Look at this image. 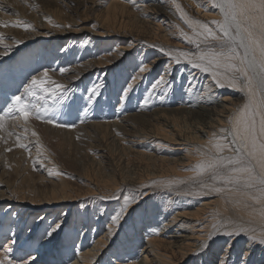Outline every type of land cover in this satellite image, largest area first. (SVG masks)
<instances>
[{
  "label": "rangeland",
  "instance_id": "obj_1",
  "mask_svg": "<svg viewBox=\"0 0 264 264\" xmlns=\"http://www.w3.org/2000/svg\"><path fill=\"white\" fill-rule=\"evenodd\" d=\"M108 1L109 0H103V1L100 0H12V1L0 0V25H6V26H0L2 27L0 31V36L4 37L3 39L5 43H3L4 44L3 47L5 45H8V54L0 55V83H1L0 112H2L7 107L5 101H8L10 103V98L13 95L23 94L24 86L29 83L31 78L33 76H38V75L42 77V74L45 71L48 72L50 77L53 76V79L52 77L51 79L56 83L59 84L61 83L62 85L65 84L64 85L65 92L70 98L69 101L66 102L63 106L57 104L56 110L48 114V116L45 118V119L52 118L54 120V123H47L44 120H38L35 119L34 117L30 118L28 121L25 122L24 119L20 117V114L15 110H13L5 117V120L3 122V127H0V183H1L0 196L11 195L10 191L12 189H15V190L23 191L24 201L29 200L30 198L29 195L31 192H33V195L35 196L36 199L37 198L43 199L44 197L43 194L45 190H50L52 186L56 184L57 174H52V175L49 174V170L54 169L59 173L58 176L61 179L69 181L71 186L70 184H68L67 188L69 189L71 194H77L74 196L73 199H67L65 201H59L56 203H52L53 205L52 204L49 205L52 209L58 208L59 210H61L62 208L63 212L65 211L64 213L61 214L62 216L60 215L63 221L62 227L66 229L68 228V226H70L71 223H73V221L78 222V219L74 220L73 216L80 215V217L86 218V220L84 221L82 220V222L80 221L78 222V224L80 223L81 226L80 228L89 225V229H91V227L94 226L92 221L94 222L96 220L99 221L98 225L95 228V234H97L98 232H101V234L105 232L107 228H105L106 224H104L103 222L107 221V218L112 217L115 214V212L119 210V208L123 205L125 198L129 200H132L134 198L135 202L129 205L128 210L123 215V218L120 219V221L118 222V225L114 230L115 232L112 231L113 233H111L112 235H110L109 238H108L109 235L107 236V243H106L107 245H105L104 249H112L115 246H117V244L119 245V248L123 249V245L133 246L135 245V241H137L140 245L139 249H141V251L142 249H146L147 251L146 253L149 255L148 257L150 258L149 260H151L150 264L151 263L158 264L160 260H156L157 256L154 255L155 253L154 251L151 250L152 248L148 244H145V241H143L145 236L144 231L148 227H150L149 225H153V223H157V222L158 224H161L163 222L167 223L171 218V216H173L176 213V210L193 213L196 212L195 209L197 210V207H200L198 208L199 211L197 210L199 212V214H197L198 216L193 214L190 215L186 213L188 215L184 214L185 217L182 218L178 217L182 219V221L184 222V224H186V226L188 225L187 227L191 228L194 232L197 231L196 232L197 235L200 233L202 234V235L200 234L199 236L201 237L200 239H197L195 240V242H193L194 245L191 247L192 250H189L187 253L189 257L186 259V261L183 260L181 264H210V263L220 264L221 261H225V260L227 261V264H232V262L233 264H238L240 260L242 261V256L243 258L246 256L251 257L250 255L251 252H254L253 254L255 255V258H257V264H259L260 260L262 259L261 256L263 255L261 254L262 249L264 250V247L261 246L262 245L261 243L259 242L251 243L247 240L246 236L233 235L229 237L226 234L222 235L221 233L223 231H219L220 230L219 223L220 221H223V219L222 218L220 219V217H216L214 219L215 221H213L211 225H205L209 220H212L213 218L208 216L209 215L208 209H206L207 213L205 212V210L201 209L200 204L202 202V198L203 200H206V198L207 199L211 197L214 198L215 196L214 188L207 189L205 185L208 184V182L209 184L212 183L211 175L209 174L208 176L200 180L186 179L185 177L191 176L192 172H194L193 169H190L191 166L193 165L178 164V162H180V159L177 160V158L183 156L182 153L183 151H179V154H177L173 151V148H176L179 145L174 144L172 142L168 143L166 141H162L158 139L152 141V137H147L150 134H154V129L156 127H161L163 125L164 127L169 128V126H166V124L168 123L167 122L164 123V121L155 119L154 116H151L152 110L150 108L148 109L144 108L141 109L142 111L139 110L136 112L135 111L131 112V110L128 109L129 111L126 110L124 113L120 115L117 113H116L117 115L115 114V111L117 109L120 110L121 104L124 105L125 109H127L128 107L130 108L129 105L131 102H134L135 100H140L143 94L145 92H148L147 95L149 94V97L155 99V101L149 103L152 109L153 107L165 111L169 109L165 113H167L168 115H175L178 121L177 124L179 127H181V129L184 127L183 130L184 129L186 130L188 126L187 125L188 122H189V127H193V125H191L193 121L192 119L189 118L187 114H184L185 116L184 117L182 113H177L175 111H172L173 107L175 110L182 105L185 106L186 103H187L186 105H189L192 99L194 98L193 96L196 97V94H198V89H201L200 92L203 91L200 85H194L193 88L191 87L189 88V86L191 85L190 84L191 79L189 78L190 73L188 72L186 73L185 68L187 64H185V61H182L181 60L182 58H180L179 56L180 54L179 52L183 50L182 47H186L185 46L186 40L184 41L181 37L183 35L182 32L184 31L183 29L184 25L182 21L180 22V18H178V16L177 17L174 15L170 16L164 13L159 14L156 18L152 15L148 18L150 20H153L154 23L156 20L157 22L160 21L159 24L162 25L161 28L165 26L163 30L167 29L168 32L169 31L171 32L168 33V35L169 34L170 35L166 37V39H168L166 41L158 40L157 38H154L155 31L152 30V27L155 24L153 23V21L150 20L147 21L144 20L143 23L138 22V28L134 30V33L124 31L117 27H116L117 30L114 27L106 28V26L104 25L103 16L105 15L104 6H106ZM118 1L122 3L128 2L127 0H124L125 2L123 0L122 1L118 0ZM178 2H180L179 6L183 10V12L186 13V18L189 20H199L207 24V22L204 20L205 17H207V19H210L209 18L210 15L215 14V12H217L216 9L215 10L209 9L208 15H205L204 17L202 16V14H200L202 16L200 17V15L198 16L197 13H199L201 9H198L196 12L197 8L192 6L189 0H178ZM185 4L187 6H185ZM149 13L150 11L147 12L146 14ZM179 14H181L180 11ZM162 17L164 20L161 19ZM55 18L56 19L58 18V20L56 21ZM153 18H155V20ZM44 20L50 21L48 22L49 27H45L42 25V22H44ZM124 20L125 22L130 23V20L125 17ZM51 21H53L54 23ZM149 21L153 24L149 23ZM18 22H23V23L17 27L11 26L13 23H18ZM83 27L87 28L85 33L81 31H77L75 33H68V34L64 33V31L78 30ZM55 28L56 29L60 28L62 30L59 31L58 29L56 30ZM47 29L52 31L55 30L60 33L62 32L63 34L59 36L54 35L49 31L47 32L46 31ZM148 30L151 32H149ZM95 32L96 35H94ZM138 32L139 34H137ZM46 34L47 35L50 34V35L47 36ZM86 37L87 39L89 38L97 41L98 44L97 46H101V48L103 49L100 48L99 54H96L94 58L88 57V60L86 59L81 60V62L75 64L74 62L75 55H71L72 52L71 50H69V47H73L77 43L87 42ZM72 38L74 39L70 40ZM105 41L108 43H105ZM130 41L134 42L133 43L134 45L132 46L133 48L122 51L121 56H118L119 54L116 55L114 53V50L112 49L114 46L113 43L118 42L119 45L121 44L120 46L123 45L125 46L129 44ZM187 42H190V40L187 39ZM203 43L204 42H201L200 48L207 49L208 45ZM211 43H215V42H211ZM103 46H105L106 48ZM4 48H1L0 52L5 51ZM165 49L167 51H165ZM102 50H104V52H102L101 54ZM138 50H140L141 52H139ZM189 53L195 55L197 54V50L195 51L189 50ZM52 54L54 56H52ZM135 54H138L140 61H143L145 62V64L147 63L150 65H148L147 68L145 67V71L140 72L139 74L140 76H137L134 79V83L130 85L128 81H130L131 78L133 76H136V73L139 72L136 69V67L138 66L136 63L137 57ZM52 57L55 61L52 59ZM103 58H106L103 63H99V64L94 62L88 63L89 61H95L97 59H103ZM176 59H179L180 62L176 63ZM106 60H108V62ZM167 61L168 63L170 61L169 65ZM165 64L170 68V71H164V67L166 66ZM181 68L182 71H180ZM61 69H63L66 72H62ZM191 70L193 71V69ZM196 71L197 70H195L193 73L195 74ZM162 72H165V74ZM161 75L162 77H164L165 75L166 78H164V83L157 85L156 78ZM205 75L206 73H204L202 76L205 77ZM96 77L99 79L98 84L101 92H103L105 94L104 96L109 100L110 107L108 109H111V111L107 110L109 114L107 113L102 114L101 111H97L96 107L90 104L91 102L90 103L88 102L89 105L87 104L88 107L86 106L85 108L79 102V100L78 102L75 100L76 97H74V90H78L79 88H82L80 94H83L81 96H84L85 95L84 87H83L85 84L84 81H86L89 78H96ZM118 77L120 80L118 79ZM126 84L127 85L129 84V86L131 87L127 90L129 92L126 91L129 94L123 97L122 90L126 87ZM68 86L71 87L69 88ZM224 88H220V90L217 88L215 89V92L217 93L220 92L218 93L219 95L227 93L229 96L234 97L235 99L237 98V96L233 95L232 91L226 90ZM25 98L31 99L30 97H25ZM240 99L241 98H239V100ZM51 104L52 101L49 100V105ZM83 108L87 110L85 111V109ZM103 111L104 110H102V112ZM138 112L139 113L142 112V114L146 112L147 114H145V116L143 117L131 118V115ZM86 116L87 117L89 116V118H87ZM120 117H122L123 119H121ZM184 119L185 120L188 119L189 121L188 120L185 121ZM31 120L32 122L30 123ZM113 120L114 121L118 120L119 125H121L119 127L120 130L119 131L116 130V133L118 134L120 133L119 135H121L122 137V144L126 146H130L133 144V142L130 140H134V139L135 140L137 139V141L142 139L141 141H144L143 144H139L137 146L134 145L135 147L131 148V151L133 153V154L129 153L131 156L126 153H121L118 150H114V149H118L121 146L118 142V137L116 133L111 128L109 130H105V132H102L99 128L98 129L94 127L92 128L90 125L91 122L108 123L111 121L113 122ZM183 120L187 123L185 124ZM205 121H207V118L203 122ZM156 122H157V126H155ZM127 127H128V131H125L127 130ZM36 128L38 130H36ZM122 128L124 129L125 132L128 133L123 132ZM82 129L86 130L85 131L86 133H82L84 132V130ZM147 131L148 132L151 131V132L148 133ZM33 133H36V135H33ZM79 134H82V136ZM83 134L84 135L86 134L85 135L86 137H83L84 136ZM96 135L99 137H97ZM95 138H99L100 140ZM127 138H130V140ZM124 139H126V141ZM113 143L115 144L113 145ZM20 144L25 145V147H20L19 146ZM153 144L155 145L160 144V145L156 147ZM139 148L141 151H143L144 155L142 154L140 156L139 154H135L137 153L135 152V150H138ZM99 150L100 152H98ZM195 152L199 153L200 151L196 149ZM155 154L157 157L155 156ZM151 155L154 156L153 159H149L147 157ZM172 155L173 157L171 158ZM135 156L138 157L136 158ZM92 158H94V160ZM173 158H176L175 165L176 168L179 169L178 173H173L171 170L170 164ZM34 162H35V167H34ZM86 176H89L90 178L89 179L90 188L92 189L90 193L84 185ZM93 180L95 182L106 180L108 185L105 186V184L102 183L105 186L102 187L101 185H96ZM141 180L144 181H142V184L140 185L138 184V182H140ZM202 185H204L205 187H203ZM220 185H219L220 187H224L223 184ZM97 186H101L103 189L100 188L95 189ZM9 200L10 201L15 200L14 196ZM9 200H4V202L3 201L0 202V211H3V213H5L4 215H6V218L3 221L5 223L2 222V224L0 225V233H1L0 244H4V245L9 243V239H10V234L8 230H6V226L12 225L13 219L11 218L13 215L15 216L17 215V213L15 214V211L17 210H15L14 207L18 206V204L16 203L10 204ZM224 200L227 201L226 197L224 198ZM6 206H10L13 209H8L6 211L5 210ZM23 206L25 207V209L29 208V206L30 208L33 207L34 209H32V211H35L36 213H42L44 212V209L48 208L47 204L39 205V206L34 204L31 206L30 204L26 203L23 204L22 207ZM227 208H228L227 217L229 216L227 220L229 222L227 220H225V222L226 224L228 222L230 228L232 224L234 225V223L235 225L237 224L239 225L240 223L242 224L243 221L245 222L248 221V218H244L240 213H235L236 211L234 210L235 209L234 204L230 205L227 202ZM238 214L240 216H238ZM37 215L39 214H34L33 217ZM231 218H233V222ZM186 220H189V222ZM143 223L145 224V226ZM214 224L217 225L216 229L213 228ZM175 225L171 227L173 230L176 229ZM29 229L24 230L22 228V232L16 238L17 243L13 247L15 248L23 247L29 250V252H31L29 254L31 255L35 253L34 248L36 247V244L42 241L41 240L38 241L37 239H35L36 244L32 242V246H28L26 244L27 242L24 241V237H26V234L29 231ZM42 229L46 231V227H43ZM135 229L137 230L135 231ZM38 230H40V228L38 229L35 228V230L33 231V236L35 233L36 235L38 234ZM132 230H134L135 232ZM160 232L161 231L158 232L155 231V233L157 234H160ZM121 234L122 236H120ZM209 234H211V238H209ZM42 237L45 238V233L41 234V238ZM203 237H205L206 239L205 238L203 239ZM129 239L132 240L130 241ZM29 240H31V238ZM21 244L22 245L25 244V246L27 247L22 246ZM141 245L144 246L141 247ZM228 245L230 246L227 248ZM177 246L178 245L171 244L170 247H166L167 250L166 255L170 257L171 261L174 258L180 261L182 259L181 256H183V251L182 249L180 250V248H178ZM235 248L237 249L234 251ZM137 252H135L136 255ZM29 254L25 255L24 258H28ZM69 255L74 257V252H72L71 250ZM247 260L248 258L246 259V261ZM34 263L49 264L48 260H45L43 257L38 258V260L34 261ZM141 264H145V263H141Z\"/></svg>",
  "mask_w": 264,
  "mask_h": 264
},
{
  "label": "bare ground",
  "instance_id": "obj_2",
  "mask_svg": "<svg viewBox=\"0 0 264 264\" xmlns=\"http://www.w3.org/2000/svg\"><path fill=\"white\" fill-rule=\"evenodd\" d=\"M12 1V0H11ZM103 1V0H100ZM122 1V0H121ZM124 1V0H123ZM128 2L122 3L119 2L118 0H109L106 4V6H104V11H105V15L103 16V20H104V25L106 26V28H115L117 30V28H120L124 31L130 32V33H134V30L136 28H138V22H142L144 20H150L148 19L151 15L154 16L155 18L159 15V14H167L170 16H178V18H180V22L182 21L183 23V33L187 34V37L191 38V42H187V39L185 37V35H182V39L185 41L186 40V47H182V51H180L179 53H187V56H180V58H182V61H185L186 65V73H190L189 78L191 79V85L189 86V88H193L194 85H200V87H202L203 91L200 92L201 89H198V94H196V97L193 96L194 98L192 99V101L190 102L189 105L185 106H180L179 108L172 111H175L177 113H182L183 116L184 114H187L189 116L190 119H192L193 123L191 125H193V127H189V122H188V126L187 129L183 130V128L181 129V127L178 126L177 124V119L175 117V115H168L167 111L165 110H160L156 107H153V109L151 108V105L149 104L152 101H155V99H152V97H149V94L147 95L148 92H145L142 96V98H140V100H135L134 102L130 103V108L128 107L127 109L124 108V105L121 104L120 105V110L117 109L115 111V114H122L124 113L126 110L129 111L128 109L131 110V112L133 111H139L141 109H148L150 108L152 110L151 112V116H154L155 119H159L161 121H164V123H168L166 124V126H169V128L164 127L163 125L161 127H156L154 129V134H150L147 137H152V141H155L156 139L158 140H162V141H166L168 143H174L179 145L176 148H173V151L177 154H179V151H183V156H181L180 158H177V160L180 159V162H178V164H183V165H193L191 166L190 169L194 170V166L197 165L199 162L201 161H206L209 160L211 155H215L216 154V150L212 147V145L209 143V141L212 139L213 133L217 134V137L224 135V133L220 132V129H230L231 128V124L229 123L230 118H234L237 114V111L240 107L243 106V104L246 102L247 99V95L245 91H242L240 87H230L227 83V80L224 79L222 80V83L224 84L223 87L217 86L213 76H212V72H203L201 71L199 68H195L192 66V62H199L198 61V57L201 53L206 52L208 50L205 48H200L201 46V42L204 41V37L203 36H198L196 35V33L193 31V28H190L185 22L184 19L181 18V14H179V10L177 9V5H179L180 2H178V0H175V3H173V0H127ZM192 4V6H194L196 9V12L198 9H201V11L198 14V16L200 14H202V16L205 17V15H208V10L212 9V10H217V12H215V14H211L210 15V19H207V17H205V21L207 22L209 28H211L213 31L217 32V34H219L218 32V28L217 25L213 24L212 21H221L223 19L222 14L220 13V10L213 6L212 4V0H189ZM4 2V1H2ZM10 2V1H8ZM31 2V1H30ZM150 2V3H149ZM185 2V1H184ZM207 2V3H206ZM209 2V3H208ZM26 3V2H25ZM149 3V4H148ZM20 4V3H18ZM28 5V4H26ZM34 5V4H33ZM2 6V5H1ZM185 6H187L185 4ZM189 6V4H188ZM19 7V6H18ZM31 8V7H30ZM189 8V7H188ZM2 9V8H1ZM8 9V8H6ZM151 9V10H150ZM191 10V8H190ZM149 14H146L147 12H149ZM32 12V11H31ZM43 12V11H42ZM45 12V11H44ZM28 15V14H27ZM47 15V13H46ZM54 15V14H53ZM11 16V15H10ZM56 16V15H55ZM200 15V17H202ZM19 17V16H18ZM124 17L130 20V23L125 22ZM132 17V19H131ZM155 18H153L155 20ZM22 19V18H19ZM53 19V18H51ZM56 19V18H55ZM163 19V17L161 18ZM5 20V19H4ZM58 20V18L56 19V21ZM164 20V19H163ZM12 21V20H11ZM18 21V20H17ZM55 21V20H54ZM128 21V20H127ZM153 21V20H150ZM149 21V23H151ZM24 22V21H23ZM48 22H50L49 20H44V22H42V25L45 27H49ZM53 22V21H51ZM164 22V21H163ZM162 22V23H163ZM28 23V22H27ZM54 23V22H53ZM61 23V22H60ZM145 23V22H144ZM154 23V21H153ZM151 23V24H153ZM158 23V24H157ZM159 22H157V20L155 21V25H153L152 30H154V38H157L158 40H168L166 39L168 35V30H163L162 25L159 24ZM9 24V23H8ZM16 24V23H13ZM32 24V23H31ZM56 24V23H55ZM145 25V24H144ZM149 25V24H148ZM140 26V25H139ZM146 26V25H145ZM144 26V27H145ZM51 27V26H50ZM56 27V26H55ZM59 27V26H58ZM117 27V28H116ZM169 27V26H168ZM173 27V26H172ZM52 28V27H51ZM149 28V27H148ZM176 28V27H175ZM2 27H0V31H1ZM56 29V28H55ZM58 29V28H57ZM56 29V30H57ZM97 29V28H96ZM147 29V28H146ZM150 29V28H149ZM59 31H61L62 29H58ZM87 30L86 27L80 28L78 30H68V31H64V33L68 34V33H75L77 31H81L83 33H85V31ZM101 30V29H100ZM142 30V29H141ZM170 30V28H169ZM43 31V30H42ZM47 32H51L54 35H61L63 34L62 32H57V31H52L47 29ZM93 31V30H92ZM99 31V30H97ZM96 31V32H97ZM147 31V30H144ZM149 31V30H148ZM172 31V30H171ZM197 31H201L198 27H197ZM91 32V31H90ZM96 32L94 33V35H96ZM101 32V31H100ZM151 32V31H149ZM102 33V32H101ZM108 33V32H107ZM121 33V32H120ZM171 33V32H170ZM93 34V32H92ZM109 34V33H108ZM139 34V32L137 33ZM145 34V33H144ZM151 34V33H150ZM177 34V33H176ZM47 35V34H46ZM50 35V34H49ZM47 35V36H49ZM89 36V35H88ZM135 36V35H134ZM172 36V35H171ZM3 37V36H0ZM90 37V36H89ZM118 37V36H117ZM137 37V36H136ZM145 37V36H144ZM179 37V36H178ZM4 38V37H3ZM146 38V37H145ZM149 38V37H148ZM153 38V40H154ZM14 39V38H13ZM18 39V38H17ZM74 38L70 39L73 40ZM87 39V37H86ZM125 39V38H124ZM151 39V38H150ZM62 40V39H61ZM121 40V38H120ZM189 40V39H188ZM54 41V40H53ZM59 42V41H58ZM61 42V41H60ZM178 42V41H177ZM3 40H0V51L1 48L3 47ZM105 43H108L105 41ZM133 41H130L129 44L127 45H123L120 46L118 42L113 43V50L114 53L118 56H121L122 51L124 50H129L130 48H133L132 46ZM102 44V43H101ZM141 44V43H140ZM181 44V43H180ZM197 44H199L200 46L197 47ZM204 44V43H203ZM97 41L93 40V39H87V42L84 43H77L75 46L73 47H69V50H71L72 54L71 55H75L74 58V62L75 64L78 62H81V60H88V57L90 58H94L96 54H99L100 52V48L101 46H97ZM105 45V44H104ZM2 46V47H1ZM8 46V45H7ZM62 46V45H61ZM105 47V46H103ZM54 48V46H53ZM52 48V49H53ZM64 48V47H63ZM106 48V47H105ZM5 49V48H4ZM103 49V48H101ZM185 50V51H184ZM189 50L191 51H195L197 50V54H190ZM219 50V49H217ZM139 52H141L140 50H138ZM165 51H167L165 49ZM4 52V51H3ZM104 52V50L101 51ZM112 52V51H111ZM110 52V54H111ZM242 52V50H241ZM89 53V54H87ZM113 53V54H114ZM192 53V52H191ZM195 53V52H194ZM86 54V55H85ZM100 54V55H101ZM143 54V53H142ZM99 55V56H100ZM137 57L136 63L137 66L136 69L137 72L136 76H133L131 78L129 82V84H133L134 83V79L137 76H140V68L141 66H144L147 68L148 65L150 64H145V62L140 61L138 54H135ZM52 56H54L52 54ZM104 56V54H103ZM165 56V55H164ZM50 57V56H49ZM62 57V56H61ZM117 57V56H116ZM65 58V57H64ZM53 59V57H52ZM106 58L103 59H97L95 61H89L90 62H94V63H103L104 60ZM108 59V58H107ZM135 59V58H134ZM157 59V58H156ZM54 60V59H53ZM58 60V59H57ZM56 60V61H57ZM55 61V60H54ZM60 61V60H59ZM108 62V60H106ZM149 61V60H148ZM154 62V61H153ZM168 63V61H167ZM170 63V61H169ZM168 63V65H169ZM238 63V62H237ZM157 64V63H156ZM59 65V64H58ZM74 65V64H73ZM84 65V64H83ZM82 65V66H83ZM86 65V64H85ZM93 65V64H92ZM166 65V64H165ZM91 66V65H89ZM136 66V65H135ZM53 67V66H52ZM95 67V66H94ZM80 68V67H78ZM87 68V67H86ZM134 68V67H133ZM73 69V68H72ZM90 69V68H89ZM135 69V68H134ZM193 69V71L191 70ZM75 70V69H74ZM195 70H197L195 72V74L193 73ZM164 71H170V68L166 65L164 67ZM180 71H182V68L180 69ZM220 72H222L225 76H230L231 73L227 72L225 69H219ZM66 72V71H63ZM54 73V72H53ZM165 74V72H162ZM179 73V72H178ZM206 73L205 77H203L202 75ZM60 74V73H59ZM63 74V73H62ZM61 74V75H62ZM171 74V73H170ZM60 75V77H61ZM132 75V74H131ZM134 75V74H133ZM39 76V75H38ZM67 76V75H66ZM106 76V75H105ZM120 76V75H119ZM53 79V76H51ZM59 77V76H58ZM64 77V76H63ZM128 77V76H127ZM131 77V76H130ZM161 76H158L156 79L158 80ZM192 77V78H191ZM76 78V77H75ZM163 78H166L165 75ZM188 78V79H189ZM112 79V78H111ZM119 79V77H118ZM76 80V79H75ZM120 80V79H119ZM118 80V81H119ZM69 81V80H68ZM63 82V81H62ZM67 82V81H66ZM65 82V83H66ZM106 82V81H105ZM190 82V81H189ZM68 83V82H67ZM84 92L85 95L81 96L83 94H80L82 88H79L78 90H74V97H76V101L79 102L86 108L87 104H88V99L87 97L90 95L89 89H91L93 86L95 85H99V79L96 78H89L86 81H84ZM109 83V82H108ZM1 84V83H0ZM61 84V83H60ZM129 84H126V87L122 90V95L123 97L125 95H128L129 91H125V89H129ZM65 85V84H64ZM69 85V84H68ZM73 85V83H72ZM118 85V84H117ZM189 85V84H188ZM77 86V85H76ZM102 86V85H101ZM69 88L71 86H68ZM107 87V86H106ZM121 87V86H120ZM165 87V86H164ZM225 87V88H224ZM196 88V87H195ZM219 89L220 88H224L226 90H230L233 92L234 96H237V98L235 99L234 97L229 96L227 93L219 95L218 93L220 92H215V89ZM163 89V88H162ZM141 90V89H140ZM195 90V89H194ZM73 91V90H72ZM186 91V90H185ZM224 91V90H223ZM100 92V93H99ZM161 92V91H160ZM195 92V91H194ZM229 92V91H228ZM131 93V92H130ZM138 93V92H137ZM132 94V93H131ZM191 94V93H190ZM105 94L103 92H101L100 88L98 89V94L94 95L92 97L91 103L94 107H96L97 111H101L102 114H109L108 111H111V109H108L110 107L109 104V100L108 98H106L104 96ZM73 96V95H72ZM109 96V95H108ZM139 96V95H138ZM184 96V95H182ZM69 97V96H68ZM128 97V96H127ZM140 97V96H139ZM192 97V96H191ZM122 98V97H121ZM129 98V97H128ZM133 98V97H130ZM239 98H241L239 100ZM72 99V98H71ZM120 99V98H119ZM123 99V98H122ZM135 99V96H134ZM126 100V99H125ZM80 104V105H81ZM179 104V103H178ZM184 104V103H183ZM89 105V104H88ZM150 105V106H148ZM180 105V104H179ZM92 106V107H93ZM118 106V105H117ZM176 106V105H175ZM88 107V106H87ZM123 107V108H122ZM83 108V109H85ZM149 109V110H150ZM172 109V107H171ZM67 110V108H66ZM102 110H104L102 112ZM84 111V110H82ZM86 111V110H85ZM94 111V110H93ZM142 111V110H141ZM145 111V110H144ZM92 112V111H91ZM130 112V113H131ZM150 112V111H149ZM212 112V113H211ZM100 113V112H98ZM112 113V112H111ZM170 113V112H169ZM174 113V112H173ZM50 114V113H49ZM88 114V113H87ZM116 114V115H117ZM145 114H147L146 112L142 114V112H138V113H134L133 115H131V118L133 117H143L145 116ZM175 114V113H174ZM181 115V114H180ZM111 116V115H110ZM123 116V115H122ZM87 117V116H86ZM109 117V116H106ZM119 117V116H118ZM148 117V116H147ZM185 117V116H184ZM89 118V116L87 117ZM115 118V117H114ZM121 119H123L122 117H120ZM146 118V117H145ZM207 118V121L203 122L205 119ZM259 116L256 117L257 120V128H259ZM112 120V119H111ZM180 120V119H179ZM185 120V119H184ZM183 120V121H184ZM188 120V119H187ZM185 120V121H187ZM159 121V122H161ZM184 121V122H185ZM189 121V120H188ZM26 122V121H25ZM32 122V120L30 121V123ZM112 122V121H111ZM106 122V123H96V122H91V127L96 128V129H100L102 132H105V130H109L110 128L116 133V130H120V126L119 125V121L118 120H113V122ZM154 122V121H153ZM180 122V121H179ZM28 123V122H27ZM39 123V122H38ZM121 123V122H120ZM125 123V122H124ZM152 123V122H151ZM155 123V122H154ZM153 123V125H154ZM187 122H185L186 124ZM40 124V123H39ZM127 124V123H126ZM131 124V123H130ZM33 125V124H32ZM31 125V126H32ZM44 125V124H43ZM50 125V124H49ZM89 125V124H88ZM125 125V124H124ZM181 125V124H180ZM112 126V127H111ZM126 126V125H125ZM144 126V125H143ZM157 126V122L156 125ZM184 126V125H182ZM33 127V126H32ZM42 127V126H41ZM40 127V128H41ZM44 127V126H43ZM131 127V126H129ZM77 128V127H76ZM83 128V126H82ZM137 128V127H136ZM140 128V126H139ZM152 128V127H150ZM186 128V127H185ZM78 129V128H77ZM81 129V128H80ZM123 129V128H122ZM143 129V128H142ZM36 130H38L36 128ZM84 130V129H82ZM146 130V129H145ZM148 130V129H147ZM150 130V129H149ZM86 130H84V132L82 133H86ZM92 131V130H91ZM90 131V132H91ZM128 131V127L127 130ZM123 129V132H125ZM130 131V129H129ZM138 131V130H137ZM39 132V131H38ZM122 132V135H123ZM132 132V131H131ZM148 132V131H147ZM151 132V131H149ZM148 132V133H149ZM74 133V132H73ZM77 133V131H76ZM80 133V132H79ZM109 133V132H108ZM114 133V134H115ZM128 133V132H125ZM48 134V132H47ZM72 134V133H71ZM112 134V133H111ZM120 134V133H119ZM118 133H116L117 137H118V142L120 144L121 147H119L118 149H114V150H118L121 153H126L128 155H130L129 153L133 154L131 151V148L135 147L134 145H139V144H143L144 141L138 140H130L133 142L132 145L130 146H126L124 144H122V137L121 135H119ZM144 134V133H143ZM42 135V134H41ZM74 135V134H73ZM82 136V134H79ZM84 135V134H83ZM86 135V134H85ZM83 137H86V136ZM128 135V134H126ZM125 135V136H126ZM139 135V134H138ZM76 136V135H75ZM97 136V135H96ZM107 136V135H106ZM130 136V135H129ZM128 136V137H129ZM46 137V136H44ZM99 137V136H97ZM110 137V136H109ZM127 137V136H126ZM133 137V135H132ZM11 138V137H10ZM107 138V137H106ZM135 138V137H134ZM140 138V137H139ZM146 138V137H145ZM77 139V138H76ZM83 139V138H82ZM81 139V140H82ZM85 139V138H84ZM89 139V138H88ZM92 139V138H91ZM90 139V140H91ZM95 139H99V138H95ZM114 139V138H113ZM116 139V138H115ZM151 139V138H150ZM231 139V137L229 136V140ZM9 140V139H8ZM75 140V139H74ZM100 140V139H99ZM106 140V139H105ZM126 141V139H124ZM11 141V140H10ZM70 141V139H69ZM77 141V140H76ZM84 141V140H83ZM102 141V140H101ZM128 141V140H127ZM161 142V141H160ZM71 143V142H70ZM80 143V141H79ZM83 143V142H82ZM130 143V142H129ZM150 143V142H148ZM221 143H225V141H221ZM72 144V143H71ZM87 144V143H86ZM106 144V143H105ZM115 143H113L114 145ZM165 144V143H164ZM110 145V143H109ZM112 145V143H111ZM155 145V144H153ZM160 144H156L155 146L157 147ZM162 145V144H161ZM172 145V144H171ZM183 145V146H182ZM84 146V144H83ZM108 146V145H107ZM182 146V147H180ZM198 148H197V147ZM141 148V147H140ZM140 148L138 150H135V154H139L140 156L143 154V151L140 150ZM76 149V148H75ZM79 149V148H78ZM105 149V147H104ZM146 149V148H145ZM154 149V148H153ZM198 149L200 152L197 153L195 152V150ZM98 150V149H97ZM111 150V149H110ZM150 150V148H149ZM156 150V149H155ZM146 151V150H145ZM168 151V150H167ZM100 152V150L98 151ZM114 152V151H113ZM159 152V150H158ZM147 153V152H146ZM150 153V152H148ZM45 154V153H44ZM97 154V153H96ZM99 154V153H98ZM171 154V153H170ZM234 153L232 152H228L227 150H225V152L223 153V155H233ZM144 155V154H143ZM149 155V154H148ZM160 155V154H159ZM162 155V154H161ZM181 155V154H180ZM100 156V155H99ZM112 156V155H111ZM115 156V155H114ZM131 156V155H130ZM156 156V154H155ZM164 156V155H163ZM41 157V156H38ZM80 157V156H79ZM93 157V156H92ZM95 157V156H94ZM98 157V156H97ZM101 157V156H100ZM103 157V156H102ZM136 158L138 156H135ZM149 159H153L154 156H147ZM157 157V156H156ZM160 157V156H159ZM173 157V155L171 156V158ZM177 157V156H174ZM122 158V157H121ZM125 158V157H124ZM143 158V157H142ZM162 158V156H161ZM94 160V158H92ZM102 159V158H101ZM127 159V158H126ZM82 160V159H81ZM100 160V159H99ZM171 160V159H170ZM175 160L176 158H173L170 166H171V170L173 173H178L179 169L176 168L175 165ZM190 162V163H189ZM103 164V163H102ZM105 164V163H104ZM149 164V163H148ZM169 165V164H168ZM52 166V165H51ZM134 166V165H133ZM151 166V165H150ZM158 166V165H157ZM135 167V166H134ZM179 167V166H178ZM183 167V166H182ZM155 168V166H154ZM151 169V167H150ZM149 169V170H150ZM54 174L58 173L56 170L52 169ZM257 172H259V168L256 169ZM130 171V170H129ZM161 171V170H160ZM137 172V171H136ZM157 172V171H156ZM191 172V171H190ZM189 173V172H188ZM87 174V173H86ZM157 174V173H156ZM155 174V175H156ZM211 175V173H204L202 175H197V172L194 170V172H192L191 176L185 177L188 180H200L205 178L208 175ZM154 175V176H155ZM124 176V175H123ZM132 176V174H131ZM134 176V175H133ZM137 176V175H136ZM187 176V175H186ZM114 177V176H113ZM121 178V177H120ZM136 178V177H135ZM141 178V177H140ZM89 176H86V179L84 181V185L86 187V189L89 191V193L91 192V188H90V181H89ZM128 179V178H127ZM131 179V178H129ZM133 179V178H132ZM145 179V178H144ZM208 180V179H207ZM210 180V179H209ZM94 181V180H93ZM141 180L140 182H138V184H142ZM212 183L209 184H205L206 188H217L220 187V184H223L222 182H218V181H214L213 179H211ZM95 182V181H94ZM204 182V181H203ZM105 184V186L108 185V183L106 182V180L103 181H96L95 184L96 185H101L102 187H105L103 184ZM1 184V183H0ZM69 181L67 180H63L61 179L58 175H57V181L56 184L52 186V188L50 190H45L44 194H43V199L41 198H35V196L33 195V192L30 193L29 195V200L28 201H24L23 200V191L21 190H15L12 189L11 195L5 196L2 195L0 196V202H4V200H9L11 199L13 196L15 198V200L10 201V204L16 203L18 204V206L14 207L15 210V214L17 213V215H13L11 219H13V224L10 226H6V230H8L9 234H10V238L12 233H15V239L20 235V233L22 232V228L24 230L29 229V231L26 234V237H24V241H26L28 246H32V242L36 244L35 239H37L38 241L41 240L42 242L36 244V247L34 248V252L33 254H31V257H34V260L30 261V264H35L34 261L38 260V258L43 257L45 260H48L49 264H141V263H145V264H150L151 260H149L150 258L148 257L149 255L146 253V249H139L140 245L137 241H135V245L130 246V245H123V249L119 248V245L117 244V246H115L112 249H104L105 245H107V236L108 238L110 237V235H112L111 233H113L112 231H114L118 225V223H113L110 218H107V221L103 222L104 224H106L105 228H107L105 230V232H103L101 234V232H98L97 234H95V228L98 225L99 221L96 220L95 222H93V227H91V229H89V225H86V227L84 226L83 228H80V223L78 224V222H82V220H86L85 217H80L79 216H73L74 220L78 219V222H74L70 224V226H68V228H64L62 227L60 230H58L56 233L53 234L52 237H47L45 234V238L42 237L41 238V234L42 233H46V231L49 228V225H53L56 222H60L62 221L60 215L63 212L62 208L61 210H59L58 208L52 209L49 205L52 203H56L59 201H65L67 199H73L75 195L77 194H71V192L69 191L68 187ZM116 184V183H115ZM204 184V183H203ZM220 185V186H219ZM224 185V184H223ZM47 186V185H46ZM71 186V184H70ZM101 186H97L95 189L100 188L103 189ZM203 187H205L204 185H202ZM220 188H225L224 191L221 192H217L215 191L214 193V198H209L206 200H203L202 198V202L200 204L201 209L205 210L208 209V213L210 217H212V220H209L205 225H211V223L213 221H215L214 219L216 217H220V219L222 218L223 221H220L219 225H220V230L219 231H223L221 234H225V232L227 231H231L233 227L235 226H243L245 229H247V231L241 232L240 235H235V236H246L247 240L249 242H259L260 238H264V217L261 216V209L264 208V201H262L261 203H256L253 200H251L250 198H248L245 195H242L240 192H236V191H228L227 190V186L224 185V187H220ZM206 190V189H205ZM211 190V189H210ZM81 193V192H80ZM82 194V193H81ZM210 194V193H209ZM255 194V193H254ZM84 195V194H83ZM25 196V195H24ZM226 197L227 201L224 200V198ZM36 199V200H35ZM80 199V198H79ZM189 199V198H188ZM199 199V198H198ZM43 201V202H40ZM184 201V200H183ZM193 201V200H192ZM30 204L31 206L36 204V205H48L47 209H44V212L42 213H36L35 211H32V209H34L33 207L27 208L25 209V207L22 205L26 204V203ZM227 202L230 205L235 206V213H240L244 218H248V221L245 222L243 221V223L241 224H237L234 225L232 224L231 228L229 227L228 224V220L227 218ZM183 203V202H182ZM178 204V203H177ZM187 204V203H186ZM53 205V204H52ZM176 205V204H175ZM180 205V204H179ZM183 205V204H182ZM181 206V205H180ZM187 206V205H186ZM4 207V206H3ZM63 207V205H62ZM233 207V206H232ZM60 208V207H59ZM186 208V207H185ZM196 208V207H195ZM200 207H197V210L199 211ZM231 208V207H230ZM8 209H13L10 206H6L5 210L7 211ZM41 209V208H40ZM42 210V209H41ZM157 210V209H156ZM175 210V209H174ZM195 209L196 212L193 213H188V212H183V211H177L176 213L171 216V218L169 219V221L167 223H161L158 224L157 223H153V225H149L150 227H148L145 231H144V240L145 244H148L152 249V251H154V255L157 256L156 260H160L159 263L161 264H181L183 262V260L186 261V259L189 257L188 256V251L192 250L191 247L194 245L193 242H195V240L200 239L201 237L200 234H196V232H194L191 228L187 227L186 224H184V222L182 221V217H185L184 214L188 213V214H193V215H197L199 214V212ZM153 211V210H152ZM155 211V210H154ZM185 211V210H184ZM188 211V210H186ZM201 211V210H200ZM233 211V208H232ZM32 212V213H29ZM41 212V211H40ZM46 212V213H45ZM160 212V211H159ZM175 212V211H173ZM172 212V213H173ZM230 212V211H229ZM7 213V212H6ZM14 213V212H12ZM45 213V214H43ZM78 213V212H77ZM204 213V212H203ZM207 213V212H206ZM5 213H3V211H0V225L2 224V222L5 220L6 215H4ZM34 214H39L35 217ZM66 214V213H65ZM186 214V215H188ZM12 215V214H10ZM15 216V218H14ZM48 216V217H47ZM59 216V217H58ZM62 216V215H61ZM111 216V214H110ZM144 216V215H143ZM157 216V215H156ZM198 216V215H197ZM196 216V217H197ZM238 216H240L238 214ZM47 217V218H45ZM97 217V216H96ZM154 217V216H153ZM181 217V218H178ZM242 217V218H243ZM192 218V217H191ZM232 222H233V218ZM94 220V219H93ZM102 220V219H101ZM168 220V219H167ZM196 220V219H195ZM225 220H227V224L225 222ZM230 220V219H229ZM244 220V219H243ZM157 221V220H156ZM189 222V220H186ZM241 221V220H240ZM239 221V222H240ZM10 222V221H9ZM172 222V223H170ZM193 222V221H192ZM5 223V222H3ZM102 223V222H101ZM210 223V224H209ZM237 223V221H236ZM129 224V223H128ZM144 224V223H143ZM157 224V225H154ZM176 224V225H175ZM84 225V224H83ZM101 225V224H100ZM176 226V229H172V226ZM221 225H224L223 227H221ZM3 226V225H2ZM145 226V224H144ZM28 227V228H26ZM46 227V231H44L42 228ZM99 227V226H98ZM143 227V226H142ZM193 227V226H192ZM3 228V227H1ZM35 228H40V230H38V234L36 235V233L33 236V231L35 230ZM99 229V228H98ZM127 229V228H126ZM254 231H251L253 230ZM79 230V231H78ZM137 229H135L136 231ZM139 230V229H138ZM195 230V229H194ZM200 230V229H198ZM100 231V230H99ZM126 231V230H124ZM134 231V230H132ZM134 231V232H135ZM155 231H161L160 234L155 233ZM205 231V229H204ZM208 231V230H207ZM115 232V231H114ZM109 233V234H108ZM205 233V232H204ZM203 233V234H204ZM131 235V234H130ZM138 235V234H137ZM202 235V234H201ZM255 235L257 237L256 241L251 240L249 237ZM1 236V233H0ZM23 236V234H22ZM21 236V237H22ZM25 236V235H24ZM122 236V234L120 235ZM142 236V235H141ZM140 236V237H141ZM20 237V238H21ZM112 237V236H111ZM134 237V234H133ZM219 237V236H218ZM31 238V240H29ZM205 237H203L204 239ZM224 238V237H223ZM61 239V240H60ZM111 239V238H110ZM206 239V238H205ZM23 240V239H22ZM60 240V242H59ZM116 240V239H115ZM130 241L132 239H129ZM221 240V239H220ZM121 241V240H120ZM200 241V240H199ZM231 241V240H230ZM203 242V241H202ZM9 243H10V239H9ZM22 243V242H21ZM116 243V242H115ZM119 243V242H118ZM122 243V242H121ZM214 243V242H213ZM224 243V242H223ZM228 243V242H227ZM8 244V243H7ZM7 244L5 246H7ZM111 244V243H110ZM132 244V243H131ZM171 244H175L178 245L177 247L180 248V250L182 249L183 251V256L181 261L180 260H175L173 259L171 261L170 257H168V255H166L167 250L166 247H170ZM248 244V243H247ZM22 245V244H21ZM122 245V244H121ZM196 245V244H195ZM200 245V244H199ZM198 245V246H199ZM22 246H25L22 245ZM144 245H141V247H143ZM201 246V245H200ZM230 245L227 246V248ZM260 246V245H259ZM261 246L264 247V244H262ZM27 247V246H25ZM221 247V246H220ZM238 247V246H237ZM244 247V246H243ZM250 248V247H249ZM248 248V249H249ZM36 249V250H35ZM149 249V248H148ZM171 249V248H170ZM173 249V248H172ZM177 249V248H175ZM237 248L234 249V251ZM72 250V252H74V257H72L71 255H69L70 251ZM163 250V251H161ZM169 250V249H168ZM179 250V251H180ZM194 250V248H193ZM207 250V249H206ZM103 251V252H102ZM138 251V252H137ZM171 251V250H170ZM181 251V252H182ZM240 251V250H239ZM251 251V250H250ZM33 252V251H32ZM137 252V255L136 253ZM180 252V254H181ZM206 252V251H205ZM242 252V251H241ZM249 252V251H248ZM31 252H29V250L25 249V248H15L14 247V251H13V256L16 259H19L21 257H24L25 255L29 254ZM105 253V254H104ZM254 252H251L249 256H246L243 258L242 256V261L240 260V262H238V264H257V258H255V255L253 254ZM48 254V255H47ZM206 254V253H205ZM234 254V253H232ZM246 254V253H245ZM261 254H263L261 257L262 259L260 260V263L264 264V250L262 249ZM175 255V254H174ZM190 255V254H189ZM204 255V254H203ZM229 255V254H228ZM49 256V257H48ZM233 256V255H232ZM239 257V256H238ZM208 258V257H207ZM217 258V257H216ZM225 258V257H224ZM248 258V260L246 261V259ZM213 259V258H212ZM218 259V258H217ZM220 259V258H219ZM189 260V259H188ZM235 260V259H234ZM239 260V259H238ZM154 261V260H153ZM214 262V261H213ZM259 262V261H258ZM158 263V264H159ZM229 263V262H228ZM152 264V263H151ZM211 264V263H210ZM219 264V263H218ZM233 264V262H232Z\"/></svg>",
  "mask_w": 264,
  "mask_h": 264
},
{
  "label": "snow or ice",
  "instance_id": "obj_3",
  "mask_svg": "<svg viewBox=\"0 0 264 264\" xmlns=\"http://www.w3.org/2000/svg\"><path fill=\"white\" fill-rule=\"evenodd\" d=\"M212 2L223 17L221 21H212L217 25L219 34L199 20L187 19L186 13L179 5L176 6L184 22L193 28L196 35L203 36V42L208 45V50L199 55V62H192V66L203 72L211 71L217 86L223 87L222 80L226 79L230 87H240L246 92L247 99L238 109L236 116L230 118L231 128L220 129L224 135L219 137L213 133L209 143L216 150V154L211 155L209 160L199 162L194 166V170L197 175L211 173V179L222 182L227 186L228 191L240 192L254 202L261 203L264 201V0H212ZM22 23L18 22L11 26L17 27ZM197 27L201 31H197ZM182 34L191 42V38L187 37L186 33L182 32ZM0 40H3V37H0ZM199 46L197 44V47ZM4 47L5 51L0 52V55L8 54V46ZM180 55L188 54L182 52ZM179 62V59H176V63ZM219 69H225L231 75L225 76ZM61 71L64 70L61 69ZM140 71H145V67L141 66ZM156 83L157 85L164 83V78L160 77ZM98 89L99 85L89 89L90 95L87 97L89 102L94 95L98 94ZM69 99L65 86L53 81L45 71L42 77L31 78L24 86L23 94L13 95L10 103L5 101L7 107L0 112V127H3L5 117L13 110L18 112L24 121L34 117L47 123H54L52 118H45L56 110L57 104L63 106ZM49 100L52 101L51 105ZM257 116L260 118L259 128H257ZM19 146L25 147L23 144ZM225 150L234 154L223 155ZM49 174L54 173L49 170ZM224 190L225 188H214L217 192ZM134 202V198L132 200L125 198L123 205L111 217L112 222L118 223L129 205ZM261 216L264 217V208L261 209ZM62 225L63 221L54 223V226L49 225L46 236L52 237L62 228ZM216 227L217 225L214 224L213 228L216 229ZM244 231L247 229L243 226H235L225 234L231 237L240 235ZM249 238L253 241L257 240L255 235ZM16 243L15 233H12L7 246L0 244V264H30V261L34 260L30 254L28 258H14L12 253ZM259 243L264 244V238H260ZM220 264H227V261H221Z\"/></svg>",
  "mask_w": 264,
  "mask_h": 264
}]
</instances>
